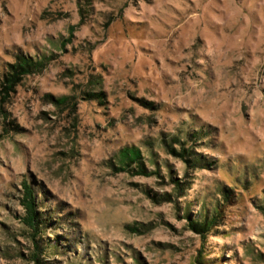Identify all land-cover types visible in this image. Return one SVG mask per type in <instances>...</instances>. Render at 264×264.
Listing matches in <instances>:
<instances>
[{"label":"rangeland","instance_id":"374dc122","mask_svg":"<svg viewBox=\"0 0 264 264\" xmlns=\"http://www.w3.org/2000/svg\"><path fill=\"white\" fill-rule=\"evenodd\" d=\"M0 93V264H264V0H0Z\"/></svg>","mask_w":264,"mask_h":264},{"label":"trees","instance_id":"16d2710c","mask_svg":"<svg viewBox=\"0 0 264 264\" xmlns=\"http://www.w3.org/2000/svg\"><path fill=\"white\" fill-rule=\"evenodd\" d=\"M18 62L10 65V71L6 73L4 76L5 78V85H3V91L2 93H5V96H2L3 100L6 99V96H10V91H13V86L20 80L22 76L29 75L31 73H40L43 71V69L46 67V64L51 59L43 57L42 59H39L37 57H24L22 55L18 56ZM0 93V94H2ZM90 97H96L97 99H101L100 97L103 96V93H90ZM70 97H62L55 99L56 102L63 105L68 102ZM196 138L195 136H192ZM172 151L175 153L176 151L172 148ZM192 150L189 147H184L182 149V152L179 153V155L189 164L191 167H195L199 164L200 159H197L194 157L193 153H191ZM120 164L122 167H119L118 170L129 172V171H135L133 168V165H136L138 168V171H135L137 175H146L150 174L148 176L157 175L158 172L149 171L144 166L142 161V155L139 151V149H136L135 147L132 148H124L121 150L120 153ZM175 181L178 184L177 190L178 192L183 193L184 191V185L178 181V179H175ZM24 207L26 209V215L24 217V223L32 230L33 237L36 238L41 236V233L44 231V227H46V220L44 217L43 212L39 209V203L37 200V196L35 195V192L31 188L29 184H25V193L23 197ZM218 208V209H217ZM263 208V207H261ZM219 207H214L212 210L206 209L205 211L201 212L197 218L191 219L190 224L193 227L198 228H205V226H211L213 225L218 217L219 214ZM47 251V246L42 247L38 245L35 248L34 254H33V260L36 261L37 264H44L41 255L44 254Z\"/></svg>","mask_w":264,"mask_h":264}]
</instances>
